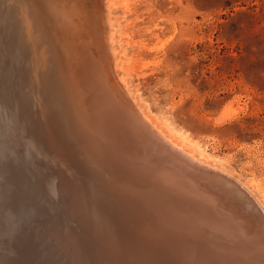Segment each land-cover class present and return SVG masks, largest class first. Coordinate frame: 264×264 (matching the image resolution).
Listing matches in <instances>:
<instances>
[{"label":"bare ground","instance_id":"1","mask_svg":"<svg viewBox=\"0 0 264 264\" xmlns=\"http://www.w3.org/2000/svg\"><path fill=\"white\" fill-rule=\"evenodd\" d=\"M100 4L0 0L5 81L30 126L28 141L0 133V161L17 173L13 183L0 170V206L11 203L0 264H264V195L123 86Z\"/></svg>","mask_w":264,"mask_h":264},{"label":"rangeland","instance_id":"2","mask_svg":"<svg viewBox=\"0 0 264 264\" xmlns=\"http://www.w3.org/2000/svg\"><path fill=\"white\" fill-rule=\"evenodd\" d=\"M100 2L106 9L100 10L99 24L105 41L115 33L119 57L111 60L123 86L167 131L171 128L193 146L198 157L230 171L263 200L264 0ZM4 58L0 97L10 119L0 110V133L28 141L29 122L16 115L4 76L10 61ZM14 144L23 158L25 144Z\"/></svg>","mask_w":264,"mask_h":264},{"label":"water","instance_id":"3","mask_svg":"<svg viewBox=\"0 0 264 264\" xmlns=\"http://www.w3.org/2000/svg\"><path fill=\"white\" fill-rule=\"evenodd\" d=\"M43 141V140H42ZM43 143H44V141H43ZM44 145H45V143H44ZM0 170L1 171H3L6 175H7V177H8V179L10 180V181H12L13 183H16V181H17V179H15V174H17L16 173V171L15 170H13L12 169V167H10V164H8V163H3V162H1L0 161ZM20 186H22V185H20ZM17 195L19 196V194H18V191H17ZM10 202L9 201H6V202H4L1 206H0V210L4 213V214H7V212H8V209H10ZM235 215L237 216L238 214L237 213H235ZM235 218V217H234ZM236 219V218H235ZM240 219H238V221H239ZM250 223V222H249ZM264 223V222H263ZM251 225H253V224H251ZM20 230H21V236L22 237H24V238H28V237H30L31 236V232L25 227V229H23V228H21L20 227ZM24 233V234H23ZM28 237H27V236ZM26 242V241H25ZM25 242H23V243H21L20 245H18V247L20 248L19 250L21 251L22 250V248H23V246H24V244H25Z\"/></svg>","mask_w":264,"mask_h":264}]
</instances>
